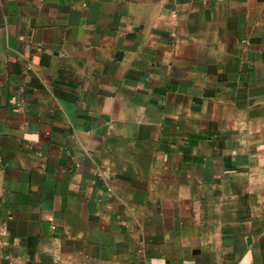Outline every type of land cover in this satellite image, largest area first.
Returning <instances> with one entry per match:
<instances>
[{
	"label": "crops",
	"instance_id": "obj_1",
	"mask_svg": "<svg viewBox=\"0 0 264 264\" xmlns=\"http://www.w3.org/2000/svg\"><path fill=\"white\" fill-rule=\"evenodd\" d=\"M0 264H264V0H0Z\"/></svg>",
	"mask_w": 264,
	"mask_h": 264
}]
</instances>
